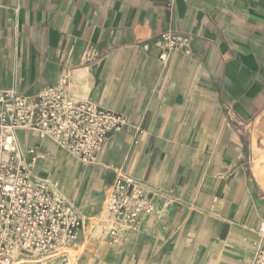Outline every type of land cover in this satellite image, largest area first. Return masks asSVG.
I'll use <instances>...</instances> for the list:
<instances>
[{
    "label": "crops",
    "instance_id": "crops-1",
    "mask_svg": "<svg viewBox=\"0 0 264 264\" xmlns=\"http://www.w3.org/2000/svg\"><path fill=\"white\" fill-rule=\"evenodd\" d=\"M169 1L0 0V91L30 97L66 79L75 100L125 115L97 161L172 198L142 237L191 239L198 264H253L264 225V0ZM168 32L189 37L191 53L161 61Z\"/></svg>",
    "mask_w": 264,
    "mask_h": 264
},
{
    "label": "built area",
    "instance_id": "built-area-1",
    "mask_svg": "<svg viewBox=\"0 0 264 264\" xmlns=\"http://www.w3.org/2000/svg\"><path fill=\"white\" fill-rule=\"evenodd\" d=\"M156 43L163 45L161 61L171 51L191 53L189 37L168 32ZM68 87L61 79L30 97L14 89L0 91V264H69V248L81 226L70 203L35 175L37 155L33 149L29 157L20 151L17 133L33 130L88 166L96 162L108 139L127 125L125 115L75 100ZM171 199L162 189L118 174L108 187L106 209L117 225L135 227L142 217L156 215L159 203L165 207ZM260 232L253 264H264V226ZM109 233L118 237L121 229L114 227Z\"/></svg>",
    "mask_w": 264,
    "mask_h": 264
},
{
    "label": "rangeland",
    "instance_id": "rangeland-1",
    "mask_svg": "<svg viewBox=\"0 0 264 264\" xmlns=\"http://www.w3.org/2000/svg\"><path fill=\"white\" fill-rule=\"evenodd\" d=\"M18 135L22 142L21 147H26L25 156H30L28 155L30 149H33L37 155L35 175L44 179L55 193H58L57 197L66 199L73 208L75 217L81 221L80 229L84 234L81 240L77 236L78 231L75 235L74 244L69 248L70 264H198L201 262V259L192 258L195 247L191 239L181 238V236H159L156 235L158 232L153 236L142 237L143 233L154 231V220L163 213L162 205L159 206L158 213L151 216L149 227L143 224L146 217H143L135 227L117 225L115 218L106 209L109 183L115 177L111 175L112 170L109 164L108 166L104 163L100 165L96 160L94 164L86 166L52 139H41L36 133H28L24 130ZM30 139L33 142L30 145L33 146L32 148L26 142ZM117 156L115 152L112 160ZM118 174L133 176L131 172L124 170H119L115 175ZM99 203L100 210L97 211L96 206ZM260 226L258 248L262 240ZM114 227L121 229V234L115 238L109 233ZM127 231L129 234L124 241L123 236ZM97 232L101 233L102 237L91 241L92 236ZM137 233H141V236L132 239V236ZM130 234L132 236H129ZM117 239L122 241V246L117 253H99L105 248H112L116 244L114 240ZM180 246L185 252L187 249L190 251L185 253L183 258H178L182 255V252L177 249Z\"/></svg>",
    "mask_w": 264,
    "mask_h": 264
},
{
    "label": "bare ground",
    "instance_id": "bare-ground-1",
    "mask_svg": "<svg viewBox=\"0 0 264 264\" xmlns=\"http://www.w3.org/2000/svg\"><path fill=\"white\" fill-rule=\"evenodd\" d=\"M24 131H31V132H34L33 130H24ZM16 138H17V135H16ZM52 141H54V140H52ZM55 142V141H54ZM21 143V142H20ZM19 143V140H18V138H17V144H18V146H19V148H20V151L21 152H23L24 153V150H26V147H24V148H22L21 147V144ZM56 143V142H55ZM57 144V143H56ZM58 145V144H57ZM31 148L33 147V146H30ZM36 171V170H35ZM264 182V181H263ZM58 194V193H57ZM56 194V195H57ZM262 226H264V225H262ZM80 228H78L77 229V231H78V234H77V236H78V238H80V230H79ZM77 231H76V233H77ZM76 235V234H75ZM100 237H102L101 236V233H99V232H97L96 234H94V236H93V240H98ZM115 238V237H114ZM115 241V245L112 247V248H105V249H103L101 252H99V253H110V254H115V253H117L118 251H119V249L121 248V246H122V241L120 240V239H117V240H114ZM77 261V260H76ZM217 262L218 261H216L215 259H210L209 260V264H217ZM70 264V263H69Z\"/></svg>",
    "mask_w": 264,
    "mask_h": 264
}]
</instances>
